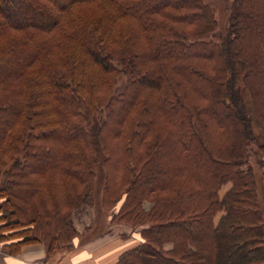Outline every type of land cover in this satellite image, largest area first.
I'll return each instance as SVG.
<instances>
[{
	"label": "trees",
	"instance_id": "16d2710c",
	"mask_svg": "<svg viewBox=\"0 0 264 264\" xmlns=\"http://www.w3.org/2000/svg\"><path fill=\"white\" fill-rule=\"evenodd\" d=\"M27 1L9 0L18 20L0 9L2 249H59L105 164L104 194L121 183L132 200L112 219L141 237L114 264H264L248 164L251 123L264 133V0H231L219 42L202 0Z\"/></svg>",
	"mask_w": 264,
	"mask_h": 264
},
{
	"label": "rangeland",
	"instance_id": "374dc122",
	"mask_svg": "<svg viewBox=\"0 0 264 264\" xmlns=\"http://www.w3.org/2000/svg\"><path fill=\"white\" fill-rule=\"evenodd\" d=\"M204 3H207L213 12L214 19L216 21L215 28L213 32L209 35V39H212L214 41H221L222 36L225 34L226 27L228 24V15H229V6L231 3V0H202ZM20 4L22 2H28L27 0H17ZM9 3V0H0V9L3 12L4 15L8 16L7 18L14 21L18 20L14 17V15L11 13L12 6ZM38 9V8H37ZM26 19V18H24ZM15 67V66H14ZM12 72V67L10 69H7L5 67L0 66V73H9ZM123 79L124 76L122 73L118 74L117 76V84L114 86L113 91L114 93H117L122 90L123 86ZM241 86L243 85L242 82H240ZM242 96L246 100V102H250V97L249 93L243 88L242 89ZM100 112L98 113L96 119H102L105 110L104 107L99 109ZM253 127V132L255 135V142H252L249 144V152H248V157H249V162L248 164L252 167L255 179H256V186H257V193L259 197V202H260V208L262 210V215L264 218V166H261L259 163V159L264 163V156L258 155L255 152V149L257 148V145L264 141V133L261 131L260 128H258L254 123H251ZM92 131L95 132L98 124L95 123V121L92 122ZM95 140L97 141V156H100L98 160H102L105 157V152L102 149L103 144H101L95 135ZM110 142V141H109ZM106 143V142H105ZM108 143V142H107ZM48 155H52L48 153ZM50 162L48 159H39L36 162L31 163L30 165L35 166V167H40L43 166L44 164ZM101 164V162H99ZM113 168V167H112ZM114 173L111 169V174H110V168L107 165H100L96 168L94 178H93V196L96 204H82L80 205L77 209L73 210L69 216V223L71 225L72 229V234L71 233H66L63 232L59 237V249L55 250L51 254H47L46 251V260L50 263H54L55 261L58 260V257L68 248L73 242L76 240H87V242H92L96 241V238L102 234L107 233L108 235L111 233L116 234L118 232V237L122 239L123 241L126 242V244L130 245V242H136L138 240V236H140L138 229L140 226H134L127 224V223H121V222H116V219H112V216L114 213L118 212V210L121 209V207H125L124 209H128L130 207V203L132 200H129L128 202H124V198L126 196L125 191H123L125 188V185L119 183L115 185H111L108 191V193L104 194V187L106 185V182H111L113 180ZM228 184H225L221 187L220 192L222 193L225 189V187ZM107 188V187H106ZM104 195V196H103ZM107 198V201H104V198ZM112 197L116 200H112ZM148 200V199H147ZM147 200L143 201V208L146 209L149 207L150 202ZM113 201V202H110ZM81 207L83 208H90L92 211H94V221L92 222V225L88 227L87 229L83 230L81 228L80 221L78 219L77 211ZM88 207V208H87ZM78 224V225H77ZM43 232L45 230H42ZM138 233V236H137ZM74 235V236H72ZM70 236V237H69ZM72 236V237H71ZM141 238V237H140ZM16 239V238H15ZM45 239V240H44ZM43 240L46 242L48 237H45ZM34 243H41L44 248L45 245L42 242H34ZM32 244V243H28ZM28 244H22L19 247V250L16 254H20L22 252L23 246L28 245ZM2 246V245H1ZM46 250V249H45ZM6 254H9L7 250L2 249ZM16 254H10V255H16ZM152 264V263H150Z\"/></svg>",
	"mask_w": 264,
	"mask_h": 264
},
{
	"label": "crops",
	"instance_id": "0c3cea01",
	"mask_svg": "<svg viewBox=\"0 0 264 264\" xmlns=\"http://www.w3.org/2000/svg\"><path fill=\"white\" fill-rule=\"evenodd\" d=\"M93 213L94 211L90 208L81 207L78 209L77 215L83 230L92 225L95 218ZM140 241L141 238L138 236L136 242H130L131 244L127 245L118 237V232L109 235L102 234L96 238L95 242L76 240L54 263L46 260L45 248L41 243L24 245L20 254L10 255L1 251L2 242H0V264H114L124 250L133 247Z\"/></svg>",
	"mask_w": 264,
	"mask_h": 264
}]
</instances>
